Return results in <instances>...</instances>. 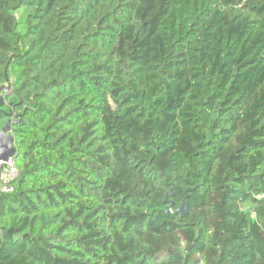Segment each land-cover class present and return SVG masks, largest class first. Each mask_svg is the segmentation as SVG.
Here are the masks:
<instances>
[{"label": "trees", "instance_id": "16d2710c", "mask_svg": "<svg viewBox=\"0 0 264 264\" xmlns=\"http://www.w3.org/2000/svg\"><path fill=\"white\" fill-rule=\"evenodd\" d=\"M10 74L0 264H264V0H0Z\"/></svg>", "mask_w": 264, "mask_h": 264}, {"label": "water", "instance_id": "95a60500", "mask_svg": "<svg viewBox=\"0 0 264 264\" xmlns=\"http://www.w3.org/2000/svg\"><path fill=\"white\" fill-rule=\"evenodd\" d=\"M11 88L8 86L0 85V110L4 104V96L8 94ZM1 114V111H0ZM17 122L15 118H8L4 125L0 128V163H4L8 158L13 157L16 153L14 146V137L12 134V127ZM181 215L187 213V204L183 203L181 207L177 209Z\"/></svg>", "mask_w": 264, "mask_h": 264}, {"label": "built area", "instance_id": "2783aa9c", "mask_svg": "<svg viewBox=\"0 0 264 264\" xmlns=\"http://www.w3.org/2000/svg\"><path fill=\"white\" fill-rule=\"evenodd\" d=\"M0 182L2 183L3 190L10 191L11 188L8 183L17 175V168L13 163L12 157L8 158L4 163H0Z\"/></svg>", "mask_w": 264, "mask_h": 264}, {"label": "rangeland", "instance_id": "374dc122", "mask_svg": "<svg viewBox=\"0 0 264 264\" xmlns=\"http://www.w3.org/2000/svg\"><path fill=\"white\" fill-rule=\"evenodd\" d=\"M26 12H27L26 9H20L17 11V18L19 19L20 23H23ZM14 82H15V77L13 74H10L8 75V81L5 82L3 85L11 88Z\"/></svg>", "mask_w": 264, "mask_h": 264}]
</instances>
